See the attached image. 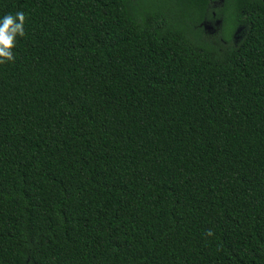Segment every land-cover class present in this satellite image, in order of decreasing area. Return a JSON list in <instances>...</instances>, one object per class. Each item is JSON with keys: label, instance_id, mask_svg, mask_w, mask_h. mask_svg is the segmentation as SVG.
<instances>
[{"label": "trees", "instance_id": "1", "mask_svg": "<svg viewBox=\"0 0 264 264\" xmlns=\"http://www.w3.org/2000/svg\"><path fill=\"white\" fill-rule=\"evenodd\" d=\"M18 11L0 264H264V1L0 0Z\"/></svg>", "mask_w": 264, "mask_h": 264}, {"label": "clouds", "instance_id": "2", "mask_svg": "<svg viewBox=\"0 0 264 264\" xmlns=\"http://www.w3.org/2000/svg\"><path fill=\"white\" fill-rule=\"evenodd\" d=\"M26 17L23 11L6 14L0 19V64L15 61L14 48L17 37L25 36ZM211 234V232H209Z\"/></svg>", "mask_w": 264, "mask_h": 264}, {"label": "rangeland", "instance_id": "3", "mask_svg": "<svg viewBox=\"0 0 264 264\" xmlns=\"http://www.w3.org/2000/svg\"><path fill=\"white\" fill-rule=\"evenodd\" d=\"M208 26H210L211 28V32L209 33V35H205L204 39H208V37L210 38V40H212L211 42L213 44H216L219 40L221 41H225L219 34H218V30L214 29V27L210 24H208ZM218 40V41H217ZM217 41V42H216ZM228 41V40H227Z\"/></svg>", "mask_w": 264, "mask_h": 264}, {"label": "flooded vegetation", "instance_id": "4", "mask_svg": "<svg viewBox=\"0 0 264 264\" xmlns=\"http://www.w3.org/2000/svg\"><path fill=\"white\" fill-rule=\"evenodd\" d=\"M263 1H264V0H263ZM207 27H209V28H210V26H208V25H207Z\"/></svg>", "mask_w": 264, "mask_h": 264}]
</instances>
